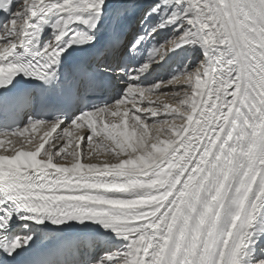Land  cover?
Masks as SVG:
<instances>
[{"label":"snow or ice","instance_id":"1","mask_svg":"<svg viewBox=\"0 0 264 264\" xmlns=\"http://www.w3.org/2000/svg\"><path fill=\"white\" fill-rule=\"evenodd\" d=\"M0 114V264H264V0H0Z\"/></svg>","mask_w":264,"mask_h":264},{"label":"bare ground","instance_id":"2","mask_svg":"<svg viewBox=\"0 0 264 264\" xmlns=\"http://www.w3.org/2000/svg\"><path fill=\"white\" fill-rule=\"evenodd\" d=\"M35 135H38L37 137L39 138V135H42V133H38V134H35ZM38 138H37V139H38ZM70 150H71V149H70Z\"/></svg>","mask_w":264,"mask_h":264},{"label":"rangeland","instance_id":"3","mask_svg":"<svg viewBox=\"0 0 264 264\" xmlns=\"http://www.w3.org/2000/svg\"><path fill=\"white\" fill-rule=\"evenodd\" d=\"M38 136V135H37ZM38 138V137H37Z\"/></svg>","mask_w":264,"mask_h":264}]
</instances>
